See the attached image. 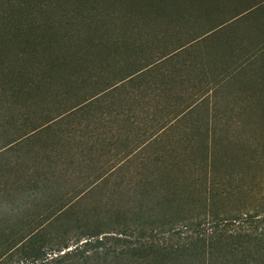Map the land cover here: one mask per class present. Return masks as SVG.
Instances as JSON below:
<instances>
[{
    "label": "trees",
    "instance_id": "obj_1",
    "mask_svg": "<svg viewBox=\"0 0 264 264\" xmlns=\"http://www.w3.org/2000/svg\"><path fill=\"white\" fill-rule=\"evenodd\" d=\"M70 1L80 7L79 9L85 5V0ZM215 1L218 4L222 3V6L226 2L231 3V6L235 4L239 11L228 21L216 24L215 29L222 28L220 30H223L231 22L240 20L222 34L230 35L234 39L235 37L242 38L244 35H254L258 41H264V0ZM182 2V7H172L170 11L165 7L155 8L152 11L162 17L169 13V16L173 15L172 19L182 18L179 16L181 12L194 10L193 6L185 4L188 0H182ZM201 2L207 5L210 0H201ZM95 3L99 4L98 0H95ZM107 6L110 8V5ZM95 9L97 10V7ZM5 16V14L0 15L1 18ZM245 17H249V21L244 24ZM1 21L3 25H0V35L6 32L5 20ZM23 28L19 33L12 34L11 40L15 39L20 44L29 46V42L32 44L36 42L39 46L38 41L41 35H38L37 30ZM128 29H123L124 34ZM97 34L93 35L97 37L96 40H90L94 56L93 63L98 64L99 58L106 54V58L114 59L115 64L111 65L103 56L101 71H93L89 74L87 87L84 72L89 70V68L86 69L87 59L85 57L89 50L82 45L81 34L74 36L73 33L65 34L62 38L75 37L74 48L77 49V54L73 56L75 59L66 56L53 57L51 58L52 63L46 67V72L41 78L35 77L29 81L27 79L25 85L19 87L3 84L7 85L2 91L3 94L8 95V101L4 102L0 99V232L5 233L8 228L12 230L16 227H27L29 233L24 234L22 230L21 233L15 234L17 238L14 235H8L5 242L7 247L0 253V258L9 256V260L14 258L18 260L9 261L10 263L7 264L32 263L44 260L48 251L62 252L73 246L63 255L81 254L86 263L198 264L195 242H190L188 245H180V243L159 245L152 237L148 240L142 237L134 243L128 240H130L129 236L140 229L157 233L174 229L177 226L187 228L194 224V219H191L193 215L186 217L180 214L186 207L189 209V204L196 201L198 197L195 196V192L197 190L192 183H179L177 176L184 174L198 162L205 165L201 167L203 171H206L205 176L210 174V170L212 174L218 172L219 163L225 161L223 156L229 151H220L219 141L212 134L199 136L203 137V140L199 141L202 148L198 151L181 152L186 155V158L178 157L179 153L176 149H164L161 152L157 160L164 161L167 156L171 159L170 165L158 168L156 175L158 180L165 181L162 185L167 195L161 200H154L151 206L149 203L147 209L150 211H145V204L138 200L132 202L130 210H120L112 204L105 210L95 209L90 215L74 217L72 203H70L72 200L69 197L80 196V192L89 189L88 186H83L86 184L75 186L67 181L78 176L83 179V183L91 181L98 185L97 183L104 178L117 172L116 168L104 169L94 163L105 158L102 153L109 154L108 160H114L119 154L115 152V148L117 150L120 142L124 143L127 148L128 146L132 148L129 151L126 149L128 153L123 157L126 160L138 151L137 149L154 147L158 142L163 145L164 138L159 139L158 133L131 139L127 137L126 143L120 138L123 130L129 129L126 128V124L130 126V129H135L138 114L133 111L135 108L133 98L140 100L141 96H143L142 100L146 98L149 90L148 69L185 46H177L170 52L159 53L151 60L143 59L137 67L133 63V66L127 63L126 67L119 69L117 66L120 63L121 41L117 38V34L113 31L107 34ZM3 43L4 38L0 36V50ZM124 44L125 51L131 49L128 42L125 41ZM229 47L231 51H234L232 46ZM234 47L240 50H250L242 44ZM1 57L0 51V62ZM59 68H69L71 74L66 76L65 73L64 77L59 72ZM90 68L93 69V67ZM5 73V67L0 64V74ZM69 81L79 82L84 86L81 88L83 90L74 93L66 89ZM57 84L62 85L61 88L51 93L52 86ZM150 88H153L151 84ZM39 95L43 98L53 95L54 101L58 102L56 103L58 107L49 109L43 105L42 108H34ZM21 96H24L25 100L20 101ZM123 122L125 125L122 124ZM173 124L166 123V129L171 128ZM186 140L189 144H195L193 139ZM250 152L243 153L245 161L250 164L249 168L264 162V141ZM235 158L232 156L231 160L234 161ZM88 167L90 172H84ZM233 182L231 181L230 185ZM148 191L150 193V189ZM204 194L207 196H204L203 207L209 210L215 206L214 195L209 196V189ZM29 212L32 214L29 215ZM31 227H33L32 231H30ZM114 234L116 236H112ZM106 237H113L116 242L114 247L105 246L103 240ZM231 238V236L225 238L220 244L221 240H216L218 247H215L214 241L210 239L207 253L205 252L204 264H211V258L219 254L222 261H228L226 256L231 255L234 259L239 257L241 261L250 260L249 264H259L256 256L259 254L258 247L261 239L251 238L248 241L249 248L246 249L241 245V237H238L237 241ZM70 242H74L73 245H70ZM212 249L214 252H211Z\"/></svg>",
    "mask_w": 264,
    "mask_h": 264
},
{
    "label": "rangeland",
    "instance_id": "obj_2",
    "mask_svg": "<svg viewBox=\"0 0 264 264\" xmlns=\"http://www.w3.org/2000/svg\"><path fill=\"white\" fill-rule=\"evenodd\" d=\"M71 2L73 1L0 0V15H6L5 18L0 17V25H3L1 21L3 19L6 26V32L0 35L4 38V43L0 50L2 53L0 64L5 67L6 71L5 74H0V96L2 97L0 99L2 101H8V95L3 94L2 91L4 86L7 85L3 84L7 83L8 85L19 87L23 84L25 85L27 79L29 81V79L35 77L41 78L46 72V67L52 63L51 58L53 57L66 56L70 59H75L73 57L77 54V49L74 48L75 37L67 38L70 40H67L66 36L62 38L68 33H73L74 36L75 34H81L82 45L86 50H89L85 55L87 59L86 69L89 68V70L84 72V77L86 76L87 79V87L89 85V74L93 73V71H101L103 56L111 65L114 66L115 64V60L112 58L107 59L106 54L99 58L98 64L93 63L94 56L90 40L97 39L95 37L96 33L101 35L108 32L112 33L113 31V33L117 34V38L121 41L120 63L117 67L123 69L127 66V63L130 65L133 63L137 67L138 64L143 62V59L151 60L157 54L170 52L177 46L185 45L183 48L189 46L188 49L191 50L201 41L203 43L207 41V39L204 40L207 36L222 34L226 29L229 30L231 25L240 22V20L231 22L223 30H220L222 28L215 29L216 24L228 21L239 13L235 4L231 6V3L227 4L226 2L222 6V3L218 4L215 0H210L207 5L202 3L201 0H188L185 4H190L194 10L183 11L179 14L182 18L174 19L171 18L173 15L169 16V13L168 15L166 13L165 17L158 16L153 13L152 9L165 7L170 11L172 7H182V0H98L99 4L97 5L95 0H85V5L81 7L82 9H79L80 7ZM107 5H110V8ZM95 7H97V10ZM7 14L9 15L8 17ZM248 19L249 17H245L243 19L244 23H247ZM23 27L37 30L38 35H41L38 41L39 46H37L36 42H33L34 46L28 41L29 46L27 44L22 45L15 39L11 40L12 34L19 33V31L24 29ZM124 28H129L130 30L128 29L124 34ZM47 30L48 32L46 33ZM122 41L128 42L131 49L125 51L126 46ZM196 42L198 43L195 45ZM190 56L193 57L194 54L192 53ZM260 62L264 63V60ZM174 66L173 79L177 80L178 78L181 81L179 74L182 73L183 68L178 67L176 64ZM90 67H93V69ZM253 67L251 64V68ZM59 69L60 71H58L64 77L65 73L66 76L71 74V69L69 68ZM251 74L253 75V72ZM259 77L260 83L252 84V86L259 85V88L241 90L234 87L230 88L233 85H228V90H221L217 93L220 98H206L199 102L198 108H194L169 129L158 130L156 128L151 131L154 129V125L156 127H165L166 125H157L151 122L145 123L138 119L139 116L136 118V126L133 130L130 129L128 124L125 125L123 122L122 124L129 128L128 130H123V135L120 138L125 143L127 137L131 139L142 136L144 132L140 131L139 127H149L150 129L145 131L149 135L158 133L160 135L159 139L164 138L162 141L163 145L158 142L154 147L137 149L138 151L126 160L123 159L124 155L128 153L126 149L129 151L132 148L128 145L127 148L124 143L120 142L117 150L115 148V152L119 154L114 160H108L109 154L102 153L105 158L94 163V165L101 166V168L104 167V169L116 168L117 172L115 171L111 176L104 178L97 183L98 185L91 183V181L83 183V179L78 178V176L74 177L73 180L67 181L75 186L86 184L83 186H88L89 189L80 192V196L74 197L72 195L69 197L72 200L70 203H72L71 207L73 208L74 217L90 215L95 209L98 211L105 210L112 204L120 210H130V206L133 205L132 202H137L138 200L145 204L144 210L147 211L149 203L151 206L154 200H161L162 197L167 195L164 185H162L165 181L158 180L156 175L158 168L170 165L171 159L170 156H167L164 161H159L157 157L161 155L164 149H176L179 153L178 157L186 158V155L181 152L201 149L202 145L199 144V141L203 140V137L199 136L208 133L219 141L220 145L218 148H220V151H229L223 156L225 161L219 163L218 172L212 174L210 170V174L205 176L206 171L201 169L205 165L198 162L196 166H192L193 168L188 167L189 169L184 174L177 176L179 183H192L197 190L195 192V196L198 197L196 201L189 204V209L186 207L180 214L186 217L193 215L191 219H194V224L187 228L177 226L174 229L157 233H150L145 229H140L135 231L132 236H129L130 240L128 241L134 243L138 242L142 237L146 240L152 237L159 245H173L176 243L188 245L190 242H195L198 251V264H204V261H206L205 252L207 253V245L211 242L210 239L214 241L215 247H218L216 240L220 239V244L229 236L235 241H237L238 237H241V245L248 249V241L257 237L261 239L258 247L261 252L259 250V254H256V260L264 261V162L256 167L249 168L248 165L250 164L245 161L243 156V153L250 152L251 149L256 148L259 143L264 141V74H260ZM182 83L184 82L182 81ZM61 86L59 84L53 85L51 93L61 88ZM66 86V89L74 93H78L84 87L77 81H69ZM214 93L216 94L215 91ZM37 98L39 100H37L34 108H42L43 105H46L49 109L58 107L56 105L58 102L54 101L53 95H49L46 98L39 95ZM142 99L143 96H141ZM23 100H25V97L21 96L20 101ZM124 100L123 97V102ZM141 100L133 98L135 107L133 111L138 115H140V109H142ZM185 101L181 97L176 101V104H184ZM187 102L190 103L191 101ZM156 111L159 112L158 109ZM158 114H160L159 118H161V113ZM168 116L166 114L165 118H168ZM154 118H156V115ZM162 118H164V115H162ZM186 139L195 140V144L187 143ZM232 156L238 159L235 158L236 160L232 161ZM84 172L89 173L90 168H85ZM231 181H234L232 185H230ZM148 189H150V193ZM208 189L209 196L214 195L213 203L215 206L205 210L203 207L204 196L206 197L207 194H204V192L206 191L207 193ZM28 214L32 213L29 212ZM22 230L24 234L29 233L27 227H16L15 229L12 228V230L8 228L5 233L0 232V253L5 251L7 247V244H5L8 239L7 236H15V234L21 233ZM32 230L33 227H31L30 231ZM34 230H36L35 227ZM103 241L105 246L109 248L114 247L116 244L113 237H106ZM73 243L70 242V245H73ZM253 244L255 245L256 243ZM72 248L73 246L68 250ZM66 251H48L44 260L16 264H95L86 263L84 256L81 254L63 255ZM211 252H214V250L212 249ZM214 257L211 258V264H249L250 261H241L239 257L234 259L231 255L226 256L228 261H222L220 254ZM9 261L18 260L15 258L9 260V256L0 258V264H7ZM110 263L119 264L116 262Z\"/></svg>",
    "mask_w": 264,
    "mask_h": 264
},
{
    "label": "crops",
    "instance_id": "obj_3",
    "mask_svg": "<svg viewBox=\"0 0 264 264\" xmlns=\"http://www.w3.org/2000/svg\"><path fill=\"white\" fill-rule=\"evenodd\" d=\"M206 39L204 43L196 42L197 45L191 50L188 49L189 46L178 50L148 69L149 90L146 96L148 98L140 101L142 109L138 119L157 125L177 123L194 108H198L199 102L206 98H220L217 93L228 90V85H233L230 88L241 90L259 88V85L252 86V84H259V76L264 74L262 70L264 63L260 62L264 60V41H258L254 35H244L242 38L234 39L230 35L219 34L209 35L204 40ZM237 44L245 45L250 50L236 49L234 46ZM229 46H232L234 51H231ZM192 53L193 57L190 56ZM175 64L183 68L182 73L179 74L181 81L178 78L173 79ZM150 84L153 86L152 89ZM181 97L186 100L185 103L176 104ZM157 109L159 112L156 111ZM158 113H161V118ZM166 114L169 115L168 118H165ZM166 127L154 125L151 131ZM139 128L144 132L142 136H149L145 131L150 129L149 127ZM257 262L264 264V261Z\"/></svg>",
    "mask_w": 264,
    "mask_h": 264
}]
</instances>
